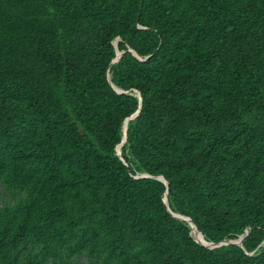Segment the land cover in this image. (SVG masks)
<instances>
[{"label": "trees", "instance_id": "obj_1", "mask_svg": "<svg viewBox=\"0 0 264 264\" xmlns=\"http://www.w3.org/2000/svg\"><path fill=\"white\" fill-rule=\"evenodd\" d=\"M81 262L264 264V0H0V264Z\"/></svg>", "mask_w": 264, "mask_h": 264}, {"label": "water", "instance_id": "obj_2", "mask_svg": "<svg viewBox=\"0 0 264 264\" xmlns=\"http://www.w3.org/2000/svg\"><path fill=\"white\" fill-rule=\"evenodd\" d=\"M140 28V27H139ZM117 41L118 39L113 42V47L115 48V58L111 61V64L112 63H115V62H118L120 56H121V53L118 51L117 49ZM138 60L140 61H145L149 56L147 57H141L139 55H137L132 49H128ZM110 67V66H109ZM107 81L109 82L110 86L113 88V90L116 92V93H124L122 90H120L119 88L115 87L111 81H110V74L109 72H107ZM134 95L138 98L139 100V105H141V97H140V94L139 92H135ZM139 113V109H137L131 116H129L128 118H126L123 123H122V138H121V141L117 144V146L115 147V152H116V155L117 157L125 164V161L121 155V147L123 145V143L125 142V139H126V133H127V124L129 122L130 119L136 117ZM135 179H140V178H153V179H157L159 181H161L164 185H165V191L163 193V198H162V201H163V204L165 206V209L166 211L172 216L174 217L175 219H178L180 221H185L189 227H190V233L192 234L193 238H194V241L197 242L198 244L208 248V249H216V248H219L221 246H225V245H229V244H236V245H241L242 244V241L243 239L245 238V236L248 234V230L245 231V233L243 235H240L238 236L236 239H229V240H222L220 242H217V243H214V242H206L205 239L203 238V236L201 235V233L199 232V230L196 228V226L194 225V223L191 221L190 218L188 217H185V216H182V215H179V214H176V213H173L170 208H169V205H168V202H167V192H168V183L167 181L161 177V176H158V177H154V176H151V175H148V174H136L134 176Z\"/></svg>", "mask_w": 264, "mask_h": 264}, {"label": "rangeland", "instance_id": "obj_3", "mask_svg": "<svg viewBox=\"0 0 264 264\" xmlns=\"http://www.w3.org/2000/svg\"><path fill=\"white\" fill-rule=\"evenodd\" d=\"M80 264H85V263L81 262Z\"/></svg>", "mask_w": 264, "mask_h": 264}]
</instances>
